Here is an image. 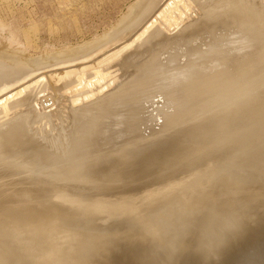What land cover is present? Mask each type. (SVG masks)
<instances>
[{
	"label": "bare ground",
	"instance_id": "1",
	"mask_svg": "<svg viewBox=\"0 0 264 264\" xmlns=\"http://www.w3.org/2000/svg\"><path fill=\"white\" fill-rule=\"evenodd\" d=\"M164 4L166 5L164 6ZM221 6H224L222 9L227 11L228 15H223L221 20L215 24L213 15ZM215 16L217 17V15ZM219 24L223 26L222 30L221 27H216ZM216 28L221 31L215 32L217 31ZM216 33L218 34L216 35ZM158 34L161 38L154 44L148 43L152 36ZM199 39L202 42H198ZM142 49H144L143 52ZM140 51L142 53L138 55L137 53ZM258 53L261 54L259 57L256 55ZM251 64L253 66L256 64V69L253 70ZM250 67L252 70L249 69ZM247 69L249 70L247 71ZM239 82L241 85L238 86ZM157 117L163 118V120L160 119V126H156L157 128L150 126L149 121L154 122V118ZM156 120L155 122H157ZM263 122L264 0H138L131 12L121 20L112 32L82 47H71V49L36 58L26 57L22 52L16 55L9 51L0 52V155L15 153L31 146H42V141H48L51 147L54 146L62 150V154L58 155L61 157L60 161H58V157H55L57 156L55 153L48 152L50 150L46 151L48 153L37 150V154L44 155L46 153V155L41 156V161H37L35 157L36 160L31 156L30 158L35 161L26 165L39 166L40 171L35 169V173L22 175L20 179L13 176L7 180L0 179L2 181L0 182V231H4V227L15 225V222L19 223L20 219L14 216L20 208L24 207L26 211L33 208L47 209L49 205L59 204L60 198L74 193L89 200L101 198L104 201L102 204L104 209L112 210L116 207L118 200L134 198L137 202L146 203L151 194L164 186L169 185L173 189L172 191L174 188L175 191L180 190L183 181L192 172L190 168L200 161L222 153L229 146L226 140L232 138V135L233 140L236 138L234 133L239 135L237 137L246 136L249 139L253 135L251 132H253V142L250 141L251 138L246 142L249 143L250 141L254 145L256 141L260 142L261 140L262 143L256 144L255 147L259 146L258 148H260L261 144V147L264 146V137L263 139L259 138V136L264 135V127L263 133H261V126L260 130H253L256 126L258 128L259 124L264 125ZM238 131L243 134L241 135ZM258 131H260V135ZM248 132L251 135H248ZM204 138L207 140L203 144ZM248 143L244 144L243 149L241 148L242 153L249 152L247 147L251 146H246ZM252 144L249 143V145ZM45 145L47 147V144ZM255 147H253L254 150L251 148L249 153L252 154ZM41 149L46 148L43 145ZM263 151L260 148L259 152L263 153ZM237 153L238 159H241V156L239 158L240 153L234 152L231 158L226 156L221 159L222 161L224 159L229 160L223 161L228 163L218 164L222 161L219 160L221 162H218L217 160L215 166L217 170L214 169L215 172H218L216 177L219 176V172L222 173L224 168L227 170L226 168L235 167L234 177H229L230 181L226 185L223 184L222 188L215 190L212 196L209 193L210 199L206 200L210 205L205 206L207 209L204 214L199 215V217H191L187 214L182 217L172 215V217L165 219L164 217L170 214L167 212L163 216L149 220L147 218V220L139 222L140 224L144 223L142 227H147V229L134 236L132 234L137 230V228L134 229L135 224H128L118 229L111 228L98 237H93V240L98 242V244L96 243L98 246L94 251L93 258L86 260L84 264H93L94 261L99 264H118L117 262L122 257L129 259L125 264H184V262L189 264L184 260H187L185 258L191 254L197 257L202 256L205 261L212 257H215L216 260L221 256L224 259V254L228 252L233 241V238H230L231 234L227 233L229 230L227 228L230 225L227 224L228 220L222 215L214 216L209 210L223 201V199L215 200L218 199L219 195L227 196L226 194L239 184H255L264 180V159L253 161L251 164H245L243 161L239 163L241 160L238 161ZM247 154L244 153L243 155L247 157L249 155ZM232 157H236V159ZM6 159L10 160L11 158ZM61 160L71 164L69 163L67 167L64 165V168L60 166L61 168H56L58 169L57 172L52 173L48 165L59 166ZM176 160V164L179 162L187 163L180 170L172 171L178 174L176 180L159 179V177L163 178L159 169L169 163H175ZM235 160H237L236 163ZM231 161L235 165H231ZM4 162L0 161V169L5 166ZM225 164L231 166L228 167L227 165L226 167ZM219 165L224 166L223 170L218 169ZM139 173L142 176H138ZM254 173H257L255 174L257 176ZM210 174L206 175L212 177ZM0 176H4L1 171ZM136 177H141L139 180L141 183L147 181L149 184L144 186L125 184L128 179H135ZM212 179L214 180V178ZM94 181H98L94 185L95 189H93L94 186L92 187ZM110 181H113L114 184L109 185ZM122 183L121 189L116 188ZM186 183L189 184L190 182ZM197 184L195 183V185ZM186 187L183 196H176L184 198L193 191L191 196L194 197L207 191L202 187L195 190H190L189 186L187 187L189 189ZM181 191H183V187ZM251 194L254 201L256 195ZM262 195L264 192L258 193L257 197ZM157 196L154 195V198ZM175 197L172 196L170 199ZM168 199L165 200L168 201ZM197 201L204 202L200 199ZM161 202L165 204V207L166 203ZM170 203L169 207H171ZM151 204L153 205V203ZM201 204L203 205V203ZM240 205L236 206L239 210H243L244 204L241 205L243 208H239ZM251 205L254 206L253 203ZM151 207L154 210H151ZM151 207V212L158 209L159 212L163 213L162 207L157 209L154 208V205ZM217 208L221 209L222 207ZM255 208V210L251 209L250 212L258 210L257 207ZM219 209H214V211ZM144 210L145 214L149 212H146L145 207ZM144 210L139 212L144 213ZM235 211L234 213H236ZM261 211L264 213L263 210H260L258 214ZM131 213L133 212L131 211ZM262 213L261 216H263ZM34 214L36 215V213ZM58 214H63L62 216L65 217L64 212ZM136 214H139L138 211ZM258 214L256 213V215ZM27 215L25 220L28 219ZM33 215L29 218L32 219L35 216ZM38 215L41 216L42 214ZM141 215L138 216L141 217ZM77 216L79 218L75 219H80V215ZM90 216L92 215L90 214ZM122 216H120V220ZM49 217H52L51 220H53L56 216L51 215ZM86 217L85 214L83 218L86 219ZM43 218L40 220H44ZM83 218L82 220L85 221ZM259 218L257 219L261 221ZM127 219L125 218V220ZM131 219L133 222V218ZM21 220L24 225L26 223L24 218ZM92 220L89 218L86 221ZM107 220L105 221L107 222ZM254 220L252 219V222ZM117 222L119 221L117 220ZM238 222L240 225V221ZM63 223L65 224V222ZM76 225L80 226V224ZM239 225L236 224V226ZM138 227H140L139 224ZM247 227L250 230V225ZM238 228L242 229L240 226ZM246 228H244L245 231ZM240 229L237 231H242V235H244L245 231ZM8 231L11 234V230ZM233 231L231 232L233 233ZM247 231V234L251 231L248 235L252 236V230ZM6 232L4 233L6 234ZM49 232L50 234L53 233L50 229ZM149 233L151 234L150 237L147 236ZM1 234L3 235V232ZM247 234V237L244 238L249 237ZM67 235L65 234V236ZM54 236L52 234L51 237L56 239L57 237ZM97 239L100 241H96ZM42 244L44 245L43 242ZM120 244H126L129 248L126 246V248L121 249ZM31 245L33 246V244ZM14 249L17 250V248ZM6 250L0 254H6ZM35 252L32 253L33 259L29 258V261L24 262L20 259L25 260L27 258L20 257V259L15 260V264H42V261L48 257H54L53 254L50 255V253L43 251ZM256 252L253 251L254 255ZM228 254H225L227 258L225 257L226 261L224 262L226 263L224 264H227V259L231 258L230 255L236 256V253ZM240 255L238 256L241 257ZM6 256L8 257V255ZM158 257L161 259L157 261ZM239 257L238 259L241 261L242 259ZM261 257H264V253L263 256L261 254ZM13 258L15 259V256ZM246 258L244 259L248 260ZM6 259L5 263H8V259ZM180 259H184V262H181ZM254 259H257L256 262L259 260L256 256ZM48 260L43 264L52 263ZM59 260L61 259L59 258ZM11 261L10 263H12ZM52 261L54 263L55 260ZM2 262L0 261V264ZM252 262L256 263L254 260Z\"/></svg>",
	"mask_w": 264,
	"mask_h": 264
},
{
	"label": "rangeland",
	"instance_id": "2",
	"mask_svg": "<svg viewBox=\"0 0 264 264\" xmlns=\"http://www.w3.org/2000/svg\"><path fill=\"white\" fill-rule=\"evenodd\" d=\"M137 2H138V0H0V52L9 51V52L13 53V55H16L17 53L19 54V53L22 52V53H24V56H26V57L36 58L38 56L42 57V56H44L46 54L58 53V51H61V50L71 49V47L72 48L82 47V46L88 44L89 42L97 40L98 38H100V37L112 32L119 25L121 20H123V18L131 12L132 8L136 5ZM165 5L166 4H164V6ZM222 8H224V6H221L219 8V10L217 9V11L213 15V19H215V20H213V19L212 20H213V22H215V24L217 22H219V20H221L223 15L224 16L228 15L227 11H224V9H222ZM219 13H221V14H219ZM215 15H217V17ZM212 24L214 25V23H212ZM218 26L221 27V30L223 29L222 25L219 24L216 27H218ZM218 29L219 28H216L215 30H217V31H215V30L214 31L215 32L221 31V30H218ZM217 34L218 33H216V35ZM153 37H154V41H153ZM151 38L152 39H150V41L148 43L154 44L161 37H160V34H158L157 36L154 35ZM91 39H93V40H91ZM197 41L199 42L201 40L199 39ZM197 41H195L196 44H197ZM3 42H5V43H3ZM5 44H7V45H5ZM145 47H147V46H145ZM145 47H144V49H145ZM2 48H3V50H2ZM8 49H10V50H8ZM144 49H142L141 51L143 52ZM141 51L138 52L137 54L140 55L142 53ZM256 55H257V57H259L261 54L258 53ZM251 66L253 67V70L256 69L255 68L256 64H255V66H253L251 64ZM249 69L252 70L251 67ZM249 69H247V71ZM250 73H251V71H250ZM254 76L256 77L257 75L255 74ZM240 83L241 82L238 83V86L241 85ZM161 118L162 117H157L156 118L157 120L154 118V122L149 121V123H151L150 126H155V128L160 126V123H161L160 119ZM155 120L157 122H155ZM162 120H163V118H162ZM247 120H248V118H247ZM250 121H252L251 118H250ZM245 122H246V120H245ZM152 123H153V125H152ZM251 126H253V125H251ZM258 126H259L258 128H256L257 127L256 126L255 129L253 128V130H256V129L260 130V128L262 127L261 133H263L264 132L263 131L264 125L259 124ZM250 132H248L247 134L251 135V133H252L254 135L253 132H251V133ZM258 132H259L258 134L260 135V131H258ZM147 133H148V131H147ZM238 133H241V131L240 132L238 131ZM235 134H236V136H234V137H236V138H234V140L232 139L233 135H232V138L230 137L227 140L225 139L227 141L226 142L227 145H229V146L222 153L215 154V155L211 156L210 158L205 159L204 161H200V163H197V164L193 165V167L190 168V170H192V172H191L190 175H188L186 177L187 179L183 181V185H185L187 187L189 186L190 190H195L198 187H202V188H204V190H207L206 192H204L202 194H198L197 195L198 197L197 196H194V197L191 196V194L194 193L193 191L190 192L188 194V196H186L184 198L181 197V196H183V192H184V188H185V186H183L181 184L182 186H181L180 190H178V189L176 190L177 192L178 191L180 192L182 190V187H183V191H181L180 194H179V192L177 193L175 191V188H174V191L176 193L174 191H172L173 189L170 188L169 185H168V186L161 187V189L159 191H156L154 194H151L148 197V201L146 203L137 202L136 200H134V198L133 199L118 200L117 203H116L117 204L116 207H114V209H112V210H109V209L106 210L107 208L104 209V207L102 206L104 201L101 198H95L93 200H89V199L83 198V196H80V195L75 194V193L71 194V195H67L69 198L67 196H64V198H62V199L60 198L59 199L60 200L59 204L49 205L50 207L47 206L48 207L47 209L46 208H43V209H39V208H35L34 209L33 208V209L29 210V211H26V210H24V207L20 208V210H17V212H15V216L14 217L17 218V219H20V221H22L21 219L24 218V220H25L27 218L25 216L27 214H29V215H27L29 220L28 219H27L28 221L25 220V222L28 223V224L26 225V223H25L23 225L22 223H24V222L23 221L22 222L19 221V223L21 224V227L23 229L21 227H19L20 226L19 223H18L19 224L18 225L15 222L14 223L15 225L12 224L10 227H7V228L4 227L3 228L4 231H0V250L5 248V249H3L0 252L3 253L4 250L9 249V250L5 251L6 254L5 253L4 254H2V253L0 254V256L2 257V259H0V261L2 262V260H4V262H2L1 264H3V263L4 264H15L16 263L15 260L16 259H20V257L27 258L25 260L24 259H20V260H22L24 262L29 261L30 260L29 258L33 259L32 253L33 252L36 253L35 251H37V252L43 251L45 253H50V255L53 254V256H54L53 258H50V257H48L47 259L45 258L46 260L49 259L50 262H52V263H53L52 260L59 261V262H55L54 261L53 264H58V263L59 264H84L86 262V260H89L91 257L93 258L94 251L96 250V248L98 246L97 245L98 242H95L93 240L94 239L93 237H98L99 235L103 234L104 232H106L107 230H109L111 228L118 229V228H122L124 226H127L128 224L129 225L130 224H135V226L134 225L133 226H134V229L137 228V230H135V232L132 234L134 236L135 234L138 235V234L143 233L144 230L147 229V227L146 228L142 227L144 223L140 224L139 222H141L142 220H147V218L149 220V219L156 218L157 216H163L164 214L166 215L167 212H170V214H167L168 216L164 217L165 219H168L169 217H172V215H174V217H177V216L178 217H182V216H185L186 214L188 216H191V217L192 216L199 217V215H202V214L205 213V211L207 209L206 207L210 205L207 202L208 198L210 197L209 193L212 196V194L214 193L215 190H217L219 188H222L223 184L226 185L227 182L230 181L229 177H234L233 173H234L235 167L234 168L232 167V168H229V169L226 168L227 170H225L224 166H222V165H219L218 166L219 168L218 167L217 168L218 169H222V170L224 168V170L223 171L222 170H218V171H222V173L219 172V176L216 177L217 176L216 173H218V172H215L214 169H216L215 166H216L217 160H218V162H221L222 161L221 159L225 158L226 156H228V158H231V156H232V154L234 152H239L240 153L239 158L241 156V159H238V153L236 154L237 155L236 157H237L238 161L241 160V161H239V163H241L243 161V162H245V164H251L253 161H256V160H259V159H264V154H263L264 153V151H263L264 150V146L261 147L262 144L261 145L259 144L261 150L263 151V153L259 152L260 151V148H258L259 146L255 147L256 144L258 145V143H260V142L262 143L261 140H260V142L256 141L254 143V145H253L251 143V142H253V139H252L253 135H251L249 137V139L251 138L250 139L251 142L249 141V143L252 144V145H249V143L246 142L249 139L245 135H244L245 137H243V136L237 137L238 134L234 133V135ZM242 134L243 133H241V135ZM255 137H256V135H255ZM261 137L259 136L260 139H263L264 135L261 136ZM210 138H212V137H210ZM205 140H207V139L204 138L203 144H204ZM263 141H264V139H263ZM42 143H43V145H44V147L46 149L48 148L47 150L46 149H41L43 145L42 146L39 145V146H34V147L31 146V147H28L27 149L24 148L22 150H18L15 153L14 152L11 153V154L9 153V154H6L4 156L0 155V161H5L4 162L5 166H3L0 169V171L4 174V176L3 177L0 176V179L1 180H7L8 178L11 179L12 176L14 178H16V179H20L21 178L20 176H22V175L35 173L36 172L35 169H39V171H40V167L39 166H35L34 164L33 165H26V164L30 163V162L33 163L36 159H37V161L38 160L41 161V158L44 155H46V153L51 152V151H52V153H55V155H57L55 157H58V161H60L61 157H59V156L62 154V152H61L62 150L57 149L54 146L51 147L50 146L51 144L48 141H42ZM245 143H248V144H246V146H251L249 148L247 147V149H249L247 151H249V152H251V150H250L251 148L255 147V151H252L253 152L252 154L249 153V152H244L245 154H247V153L249 154V155L247 154L248 155L247 157H246V155L245 156L243 155L244 153H242V150H241V148L243 149V147H245L244 146ZM45 144H47V147H46ZM263 145H264V143H263ZM30 148H32L35 151L33 152V150L32 149L30 150ZM244 149H246V148H244ZM37 150H38V152H41L42 150L45 151V152L48 151V150H50V151L46 152L44 155H41V154H37L38 153ZM253 150H254V148H253ZM244 151H246V150H244ZM21 152H23V153H21ZM31 156H33L32 157L33 159H35V158L36 159L33 160L32 158H30ZM234 156H235V154H234ZM39 157H40V159H39ZM236 157L235 158L232 157V158L236 159ZM6 158H11V159L8 160ZM81 159H83V158H81ZM62 160H61V162H63V163L60 162L59 166L58 165H55V166L48 165V167L50 168L49 170L52 173H54V172L58 171V169H56V168H58L60 166H62V167L64 165L66 167L69 166L70 162H65V161H62ZM73 160H75V159H73ZM177 160L175 161V163L174 162L169 163L168 165H165L164 167L162 166L159 169V171H161V173L163 174L162 175L163 178L159 177V179L163 180L164 178H168V179H170L172 181L176 180V177L178 176V174H176V173H174L172 171H178L181 168L185 167V165L187 164L186 162H179L178 164H176ZM219 160H221V161H219ZM224 160H227V159H224ZM227 161H229V160H227ZM236 161L237 160H235L234 162L236 163ZM222 162L218 163V164H224L226 161L223 162V163ZM234 162L231 161L230 162L231 165L232 164L235 165ZM226 163H228V162H226ZM239 163H237V164H239ZM50 164H52V163H50ZM45 165H46V163H45ZM227 165H226V167H227ZM221 166H222V168H221ZM230 166L228 165V167H230ZM211 168H213V169H211ZM31 169L35 170V171L32 172ZM210 169H211V171H209ZM197 170H198V172H197ZM206 170H207V172H206ZM59 171H60V169H59ZM164 173H166L165 174L166 176H164ZM209 173L212 174V175L210 174L212 177L206 175V174H209ZM213 173L216 174V175H214ZM255 174H257V173H254V175ZM203 175H205L207 177L205 178ZM138 176H142V174L140 175V173H139ZM255 176H257V175H255ZM202 177H204L205 179L204 178H203L204 180L201 179ZM252 177H254V176H252ZM140 178L136 177L135 179H128V181H125V184H131V185H135V186H137V185H140V186L143 185L144 186V185H148L149 184V183H147V181L146 182L142 181V183H141L139 181ZM212 178H214V180ZM1 180H0V182H2ZM196 180H197V182H196ZM137 181H139V182H137ZM62 182L65 183L64 181H62ZM97 182H95V181L92 182V187ZM186 182H188V183L190 182V183L187 184ZM194 182L196 184L197 183L198 184L195 185ZM109 183H108L109 185L114 184L113 181H110ZM192 186H193V188H192ZM106 187H112V186H106ZM122 187H123V183H122L121 186L116 187V188H120L121 189ZM261 187L262 188L264 187V180L258 181L255 184H247V185H245L244 183L243 184H239L232 191H230L228 194H226L227 196H225V195L220 196L219 195L218 199H215V200L218 201V200H222L223 199V201L221 203H217L216 205H214V207H212L213 208L212 210L211 209L209 210L210 212L212 211L211 213L214 216L222 215L223 218H226L228 220L227 224L230 225V227L227 228L230 231L227 230L228 231L227 233L231 234L230 238L231 239L233 238V241L231 243L230 249L228 250L229 254H228V252L225 253V254L226 255L227 254L230 255V253L231 254L232 253L233 254L236 253L235 254L236 256L241 254L240 255L241 257H239V256L238 257L243 260L242 261L240 259L241 261H239L238 257H236V256L232 257L230 255L231 258L227 259V264H229L230 261H231L230 264H233V263L234 264H240V263L241 264H251V262L253 260H254V262L257 261V259H254L255 256H256V258H258L261 261L264 260V257H261V254L263 256V253H264V221H263L264 220V213H262V211H261L263 216L260 215L261 214L260 212L258 214V211H260V210L264 211V209H263L264 206H262V205H264V195L257 197L258 193L264 192V189H262ZM189 188H187V189H189ZM93 189H95V186L93 187ZM244 190H245V192L246 191L248 192V190H249L248 193L250 194L249 195L250 197L247 195L248 194L247 192L245 194ZM167 191H168V193H167ZM251 193L255 194L256 195L255 197H257V198L254 197V199H255L254 201H253V198H251V195H252ZM166 194H167V196H166ZM154 195L155 196L158 195V196L154 198ZM160 195H161V197H160ZM174 195L175 196L176 195H181V196H176L175 197ZM240 195H241L242 198L240 197ZM172 196L175 197L174 199H176V198L177 199L176 200H174V199L171 200L170 197H172ZM206 196H208V197H206ZM76 197H77V200H75ZM178 197H181V198H178ZM190 197H192V198L190 199ZM196 197H197V199H196ZM71 198H75V199H71ZM168 198L174 203L172 204V202ZM81 199L83 200V202H82ZM84 199H85V201H84ZM165 199H168V201H166ZM199 199L203 200V201L206 200V199L207 200L204 201V202H202V201L198 202L197 200H199ZM86 200H87V202H86ZM189 200H190V202H189ZM89 201H91V202H89ZM153 201H155V202H153ZM161 201L166 203L165 207H164L165 204H162ZM186 201H187V203H186ZM195 202H197V203H195ZM151 203H153L155 209H157L158 207H160V208L162 207L161 210H163V213L159 212L158 209H157L158 211L156 210L157 212L155 211L156 213L153 212V211L151 212L150 211V207L153 206ZM169 203H170L171 207H169ZM201 203H203V205ZM205 203H206V205H204ZM252 203L254 204V206L253 205L250 206V204H252ZM160 204H162V205H160ZM199 204H200V206H199ZM240 204L241 205L244 204L243 205L245 207L243 209L244 211L241 210V209L240 210L238 209L237 206L240 205ZM259 204H260V206H259ZM183 205H185V206L183 207ZM226 205L228 206V209H226L227 208ZM241 205H240L239 208H243V207H241ZM146 206H148V207H146ZM201 206L203 207V209H202ZM232 206L234 207V209H233ZM258 206H259V208H258ZM144 207L146 209V212L149 211L150 213L148 212L147 214H145ZM167 207L170 208V209L168 210ZM192 207H193V209H192ZM217 207H222L223 209L222 208L219 209ZM224 207H226V208L224 209ZM250 207H252V208H250ZM255 207H257V209H258L255 212L259 216L256 215V213L254 211L250 212L251 209L255 210L256 209ZM147 208H149V210H147ZM247 208H250V209H247ZM142 209L144 210V213L139 212V211H143ZM152 209H153V207H151V210ZM191 209H192V211H191ZM214 209H219V210L214 211ZM136 210L138 211L139 214H136L137 213ZM174 210H176V211H174ZM197 210L198 211L201 210V211L198 212ZM49 211H51V212H49ZM109 211H110V213L108 214ZM131 211L133 213H131ZM219 211H221V212H219ZM234 211L236 213H234ZM238 211L239 212L241 211L240 213L242 215ZM45 212H46V214H45ZM56 212H57V214L64 212L65 217L62 216L63 214H58L59 215L58 216L56 214ZM249 212H250V214H249ZM252 212L254 213L255 216H258V217H255ZM25 213H27V214H25ZM34 213H36V215ZM30 214L31 215L34 214L35 216H38L39 219H38V217H35L33 215L34 217L33 216L32 217L35 218V219L32 218L33 219L32 220L31 217L29 218V216H31ZM38 214H42V215L45 214V215H43L44 218L42 217V215L40 216ZM47 214L49 216L52 215V216H54V217L56 216V217L55 218L53 217L54 219L51 220L52 217H49ZM78 214L80 215V219L81 220L80 219H75V218H79V216H77ZM85 214L87 216L86 219L83 218V216H85ZM90 214L92 216H90ZM105 214H108V215H105ZM132 214H134V215H132ZM140 214H142L141 217L138 216ZM156 214H158V215H156ZM19 215H21V216H19ZM129 215H132V216L130 217ZM145 215H146V217H144ZM152 215H154V216H152ZM248 215H250V216H248ZM16 216H19V217H16ZM69 216H70V218H69ZM81 216H82L83 219H85V221L82 220ZM120 216H122L121 220L119 219ZM127 216H129V217H127ZM41 217L44 220H40V219H42ZM150 217H152V218H150ZM60 218H61V221H60ZM89 218H90V220H92V219L93 220L89 221L90 224L88 225L89 222L86 221V220L87 219L89 220ZM125 218L126 219L128 218L130 220L127 219L128 220L127 221V220H125ZM131 218H133V222H132ZM134 218H135V221H134ZM251 218L253 220L254 219L255 220L252 222ZM257 218L261 219V221L258 220ZM104 219L105 220L108 219L107 222ZM116 219L119 222H117ZM55 220H56V222H55ZM75 220H77V221H75ZM102 220H104V221H102ZM110 220H111V222L114 221V223L108 222ZM122 220H123V222H122ZM249 220H250V222H249ZM80 221L83 224L84 223L85 224L83 225ZM100 221H101V223H100ZM238 221H240V223H241L240 225H239ZM262 221H263V224H261ZM51 222H54L55 224L54 223L52 224ZM63 222H65V224ZM68 222H70V223H68ZM76 222H78V223H76ZM245 223L246 224L248 223V224L246 225ZM256 223H258V224L256 225ZM76 224H80V226L78 225L80 227L79 230H78V226ZM106 224H108V225H106ZM138 224H139L140 227H138ZM236 224L239 225L240 227H242V229L238 228L239 226H236ZM259 224H260V226H258ZM52 225H54V226H52ZM241 225H243L244 227L241 226ZM249 225H250V230H252V236L248 235V234L251 233V231L249 229H247L248 228L247 226H249ZM14 226L15 227L17 226V228L15 229ZM25 227H27V228L25 229ZM252 227H254V228H252ZM259 227H261V228L259 229ZM19 228H21V229H19ZM234 228H235V230L233 231ZM244 228H246V231L248 230L247 232H249V231L250 232L247 234ZM49 229H50L51 233L53 232L52 233L53 236L55 235L54 237L55 238L57 237L56 238L57 240L54 239L53 237H51L52 234H50ZM69 229H71L72 231L71 230L69 231ZM239 229L243 230V232L245 231L244 232L245 234L242 235L243 234L242 231H240V232L237 231ZM8 230H11V234H10V231H8ZM231 231H233V233ZM2 232H3V235L1 234ZM4 232H6V234ZM67 232H70V233H67ZM13 233H14V235H13ZM57 233H58V235H56ZM85 233H87V234H85ZM240 233H241V236H240ZM28 234L29 235L31 234V235L29 236ZM65 234L66 235L68 234V235L65 236ZM246 234L249 236L248 238H244V237H247ZM10 236H12V237H10ZM147 236L150 237L151 234L149 233ZM58 237H60V238H58ZM81 237H83V238H81ZM48 238H50V239H48ZM58 240H59V242H57ZM96 241H100V239H97ZM33 242H35V243H33ZM42 242L44 243V245L42 244ZM65 243H66L67 246L65 245ZM31 244H33V246ZM58 244H59V246H58ZM68 244H69V246H68ZM18 245H19V247H18ZM70 245H72V246L70 247ZM217 245H219V244H217ZM217 245H215V246L218 247ZM63 246H64V250H63ZM120 246H121V249L123 247L126 248V246L129 248V246L126 245V244H120ZM14 248H17V250L14 249ZM46 248H48V249H46ZM29 249H30V251H29ZM65 250H67V251H65ZM255 250L256 251L258 250V251L256 252ZM247 251H250V252L252 251V253L254 251L257 254L255 253V255H254V253L253 254L250 253V252L248 253ZM8 252H9V254H8ZM14 252H15V254H14ZM16 252H17V254H16ZM25 253H27V254H25ZM225 254H224V257H223L224 259H222V256H221V258H218V259L216 258V260H215V257L214 258L212 257L210 259H207V260H209V262H207V263H206L207 260L206 261L203 260L204 257L203 258H202V256H198L197 257L196 255H193V254L188 256V258H185L187 260H184V259L183 260L189 262V264H200V263L201 264H204V263H206V264H224V263H226V262H224V261H226V259H225L226 255ZM249 254H251V255L249 256ZM3 255H4V259H3ZM6 255H8V257ZM244 255H246V256H244ZM13 256H15V259L13 258ZM5 258H7L9 260L8 261L6 259L8 263H5L6 262ZM59 258L61 260H59ZM244 258H246L248 260H245ZM158 259H161V257H158L157 261H158ZM212 259H214V260H212ZM46 260H43L42 264ZM128 260L129 259H127L126 257H122L117 263L118 264H125V263H127ZM180 260H182V259H180ZM183 260L181 262H184ZM232 260H233V263H232ZM234 260H235V262H234ZM259 260L256 263L252 262V264H257L259 262H260V264H264V261H263V263H261V261H259ZM10 261L12 263H10ZM60 261H61V263H60ZM219 261H221V262H219ZM236 261H238L239 263H237ZM94 262H92V263L93 264H99V263H96V262L94 263ZM181 262L179 261V263H181ZM247 262H249V263H247ZM48 263L49 262H46L45 264H48ZM52 263H49V264H52ZM185 263L186 262H184V264Z\"/></svg>",
	"mask_w": 264,
	"mask_h": 264
}]
</instances>
